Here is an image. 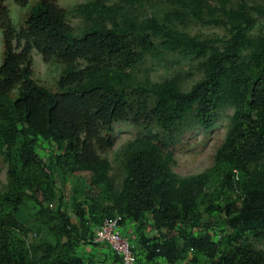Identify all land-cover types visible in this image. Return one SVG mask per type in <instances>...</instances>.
<instances>
[{"label":"trees","instance_id":"trees-1","mask_svg":"<svg viewBox=\"0 0 264 264\" xmlns=\"http://www.w3.org/2000/svg\"><path fill=\"white\" fill-rule=\"evenodd\" d=\"M6 1L0 0L5 50L0 154L9 180L0 195V264H97L78 254L77 243L91 239L95 244L97 230L92 237L86 216L99 211L97 229L117 214L123 216L121 225L126 218L142 222L148 214L157 232L142 235L150 262L163 257L169 264H183L180 260L190 253L189 264H202V258L213 264H264V252L254 246L264 240V35L252 36L256 15L264 17V7L245 0L236 6L234 0H178L196 21L226 27L228 35L221 39L178 29L175 22L183 14L138 21L122 12L142 7L144 0H120L122 6L103 0L78 5L73 12L91 23L80 35L56 0H40L18 29ZM16 2L26 7L29 0ZM212 2L219 4L217 14L209 11ZM34 50L66 65L58 92L34 82ZM166 54L203 58V79L188 91L175 79L133 86L134 67L147 56L162 59ZM230 106L234 114L214 166L187 177L175 173V134L191 117L204 129L212 128L219 111ZM128 120L143 124L145 132L123 152L125 178L117 190L104 154L114 147V124ZM41 140L55 147L49 164L37 153ZM218 171L222 185L236 189L232 204L208 206L210 213L224 216L231 232L226 250L210 232L215 218L198 210ZM68 174L91 179L93 202L77 211L80 227L73 226L62 208L63 195L57 193V178ZM56 198L53 208L50 202ZM27 201L37 211L23 222L19 212ZM33 230H44L48 237L29 245Z\"/></svg>","mask_w":264,"mask_h":264},{"label":"rangeland","instance_id":"rangeland-1","mask_svg":"<svg viewBox=\"0 0 264 264\" xmlns=\"http://www.w3.org/2000/svg\"><path fill=\"white\" fill-rule=\"evenodd\" d=\"M40 0H29L28 6H20L16 0H8L5 6L14 25L19 29L24 26V22L29 15L31 8ZM93 0H56L57 4L65 9L67 22L73 27L75 34H82L89 26L90 22L76 15L73 10L80 4H85ZM109 5L122 6L120 0H103ZM240 0H234L236 6ZM249 5L264 7V0H245ZM214 13H218L219 4L212 2L209 4ZM208 8L205 10V17L209 18ZM123 13L135 17L138 21L147 17L164 18L170 13H179L184 15V19L175 22L178 29L187 32L192 36L202 38H225L228 30L224 26L206 25L193 19L187 14L186 9L180 5L178 0H144L142 7L123 8ZM257 17V26L252 32L253 37L264 35V17ZM109 26H111L109 24ZM4 41L2 28L0 27V65L4 59ZM32 78L37 84L44 86L53 92L59 91V81L66 68V65L55 58L45 59L41 53L34 50L32 55ZM203 58H189L181 54H166L162 59L147 56L145 61L134 67L133 86L138 84L160 83L165 80L175 79L183 91H188L191 87L204 77ZM15 95V94H14ZM234 114L233 107H225L219 111L218 119L210 129H204L191 117L190 121L183 125L181 131L175 134L172 150L175 154V163L173 171L180 176L187 177L203 173L214 166L215 155L217 150L226 139L230 129L231 118ZM159 131V130H157ZM145 128L143 124L135 123L132 120L117 122L114 124L113 137L114 147L104 154L111 163V177L117 190L121 189L125 178L123 167V152L127 145L137 136L143 134ZM55 152L52 143L41 140L37 148V153L42 161L50 163L51 155ZM237 175L236 181L240 179ZM8 165L5 163L3 156L0 154V195L3 194L8 185ZM57 193L63 195L62 208L69 214L73 226L80 227L81 221L77 211L85 208L88 203L93 202L89 188L91 186L90 177H81L74 174H68L64 177L57 178ZM223 174L216 172L210 185L206 189V194L200 199L198 210L206 217L215 218L216 222L213 229L210 230L213 240L218 242L222 250H226L231 242L230 231L224 225V216L208 210L210 204L221 206L230 205L236 199L235 187H224L222 185ZM58 198V197H57ZM57 198L50 203L53 208L57 205ZM48 203H46L47 205ZM106 206V205H101ZM37 207L33 201H27L19 212V218L25 222L36 213ZM101 211L98 213H89L86 216L87 225L90 226L94 233L100 225ZM152 220L147 214L142 222H135L126 218L122 224L124 235L130 239L134 246V252L138 256L140 264H169L163 257H157L152 262L145 259V251L142 247V235L154 236L157 234L152 226ZM48 237L47 232L42 230H33L27 236L29 245L36 243L41 237ZM51 238V236H49ZM254 246L264 252V240L254 243ZM77 252L85 260L92 259L97 264H122L121 260L116 257L110 247L104 244H93L92 240L79 241L77 243ZM180 260L183 264L191 263V254ZM202 264H213L212 260L202 258Z\"/></svg>","mask_w":264,"mask_h":264},{"label":"built area","instance_id":"built-area-1","mask_svg":"<svg viewBox=\"0 0 264 264\" xmlns=\"http://www.w3.org/2000/svg\"><path fill=\"white\" fill-rule=\"evenodd\" d=\"M122 221L123 216L120 214L114 218L106 219L97 229L94 243H106L121 259L122 264H140L132 242L123 234Z\"/></svg>","mask_w":264,"mask_h":264}]
</instances>
